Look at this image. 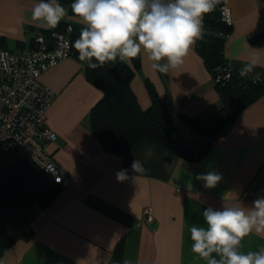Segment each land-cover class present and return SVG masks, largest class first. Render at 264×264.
I'll return each instance as SVG.
<instances>
[{
    "label": "crops",
    "instance_id": "obj_1",
    "mask_svg": "<svg viewBox=\"0 0 264 264\" xmlns=\"http://www.w3.org/2000/svg\"><path fill=\"white\" fill-rule=\"evenodd\" d=\"M39 2L0 0V46H28L37 30H51L31 19V9ZM223 2L232 18L224 43L226 62L241 69L256 55L260 63L250 74L264 69V0ZM62 5L67 10L63 21L84 25ZM139 63L130 81L139 106L150 105L144 83L148 79L181 136L208 140L184 119L203 118L220 106L211 74L194 44L184 63L168 73L153 70L147 54ZM128 64L133 67L132 61ZM39 77L55 92L45 122L57 138L45 150L69 180L36 216L31 237L14 241L3 252L4 264H123L125 259L131 264H206L191 251L189 232L191 226L204 224L203 210L247 208L264 197V93L211 139L200 159L190 161L147 135L125 154L105 149L89 127L90 110L102 92L86 79L78 57L61 59ZM135 159L144 172L132 170ZM122 170L128 178L118 181ZM208 172L222 177L213 188L196 178ZM145 206L152 209V222L143 218ZM261 248L264 233L253 231L241 241L240 251Z\"/></svg>",
    "mask_w": 264,
    "mask_h": 264
},
{
    "label": "trees",
    "instance_id": "obj_2",
    "mask_svg": "<svg viewBox=\"0 0 264 264\" xmlns=\"http://www.w3.org/2000/svg\"><path fill=\"white\" fill-rule=\"evenodd\" d=\"M58 2L66 4L68 12L73 14L71 4L74 0ZM219 5L204 16V34L202 39L196 40L194 48L211 74L220 106L203 118L184 116L192 128L209 136V139L185 140L164 100L148 79L144 83L150 105L145 109L139 106L130 85L134 69L140 67L139 57L132 60L134 68L119 58L95 70L83 62L86 79L102 92L90 110L89 127L105 149L125 154L147 135L187 160H198L208 151L211 139L224 132L243 108L264 93V81L253 83L247 77H241L237 71L227 79L215 80L222 67L228 64L224 56V43L232 30L231 24L221 20ZM67 23L72 25V55L78 57L73 43L84 25L61 20L51 30L62 29ZM51 30L39 29L36 34L47 36ZM16 149L19 154L0 167V256L14 241L31 237L34 219L62 187L24 150Z\"/></svg>",
    "mask_w": 264,
    "mask_h": 264
},
{
    "label": "clouds",
    "instance_id": "obj_3",
    "mask_svg": "<svg viewBox=\"0 0 264 264\" xmlns=\"http://www.w3.org/2000/svg\"><path fill=\"white\" fill-rule=\"evenodd\" d=\"M221 0H74L71 12L84 24L73 48L79 60L90 69L103 67L117 58L125 63L147 54L151 68L168 73L180 67L192 45L204 34V16L215 10ZM58 0H40L31 9L32 21L45 29H54L66 15ZM4 54H0L2 56ZM95 61V62H93ZM260 63L253 55L240 69L246 77ZM135 173L145 171L139 160H133ZM126 170L117 180H126ZM206 188L222 179L215 172L196 177ZM203 225L190 227L191 251L206 264H264V248L240 251L244 237L255 231L264 233V197L251 207L224 206L222 210H203ZM215 254V255H213ZM0 264L4 261L0 260ZM123 264H131L125 259Z\"/></svg>",
    "mask_w": 264,
    "mask_h": 264
},
{
    "label": "built area",
    "instance_id": "obj_4",
    "mask_svg": "<svg viewBox=\"0 0 264 264\" xmlns=\"http://www.w3.org/2000/svg\"><path fill=\"white\" fill-rule=\"evenodd\" d=\"M221 20L232 25L231 11L219 3ZM67 23L62 29L51 30L49 35L36 34L30 45L10 49L0 46V148L24 150L39 167L48 172L62 186L69 177L45 150L48 142L56 140L54 130L46 125V110L55 92L40 81V74L61 59L72 55L70 32ZM240 69L230 65L222 67L215 80L227 79ZM253 83L264 81V69L246 76ZM143 218L152 222L150 206L143 208Z\"/></svg>",
    "mask_w": 264,
    "mask_h": 264
},
{
    "label": "rangeland",
    "instance_id": "obj_5",
    "mask_svg": "<svg viewBox=\"0 0 264 264\" xmlns=\"http://www.w3.org/2000/svg\"><path fill=\"white\" fill-rule=\"evenodd\" d=\"M17 154H19V150L14 147H11L7 151L0 148V163L11 161Z\"/></svg>",
    "mask_w": 264,
    "mask_h": 264
}]
</instances>
